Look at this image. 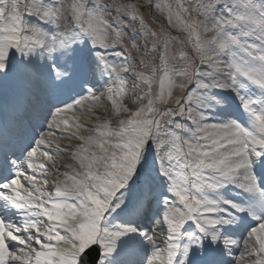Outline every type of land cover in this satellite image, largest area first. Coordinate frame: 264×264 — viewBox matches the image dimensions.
<instances>
[{
    "label": "snow or ice",
    "instance_id": "6c2138e0",
    "mask_svg": "<svg viewBox=\"0 0 264 264\" xmlns=\"http://www.w3.org/2000/svg\"><path fill=\"white\" fill-rule=\"evenodd\" d=\"M0 264H264V0H0Z\"/></svg>",
    "mask_w": 264,
    "mask_h": 264
},
{
    "label": "rangeland",
    "instance_id": "374dc122",
    "mask_svg": "<svg viewBox=\"0 0 264 264\" xmlns=\"http://www.w3.org/2000/svg\"><path fill=\"white\" fill-rule=\"evenodd\" d=\"M160 2H161L162 4H166V3H169L170 0H160ZM164 19H166V17H164ZM156 23L159 24V21H157Z\"/></svg>",
    "mask_w": 264,
    "mask_h": 264
},
{
    "label": "bare ground",
    "instance_id": "6f19581e",
    "mask_svg": "<svg viewBox=\"0 0 264 264\" xmlns=\"http://www.w3.org/2000/svg\"><path fill=\"white\" fill-rule=\"evenodd\" d=\"M63 170V169H62Z\"/></svg>",
    "mask_w": 264,
    "mask_h": 264
}]
</instances>
